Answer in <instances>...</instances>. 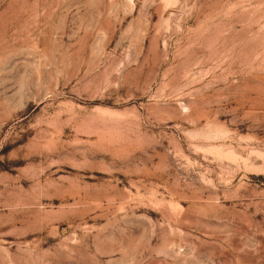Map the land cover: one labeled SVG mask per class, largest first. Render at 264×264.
Here are the masks:
<instances>
[{
    "label": "rangeland",
    "instance_id": "1",
    "mask_svg": "<svg viewBox=\"0 0 264 264\" xmlns=\"http://www.w3.org/2000/svg\"><path fill=\"white\" fill-rule=\"evenodd\" d=\"M0 264H264V0H0Z\"/></svg>",
    "mask_w": 264,
    "mask_h": 264
}]
</instances>
